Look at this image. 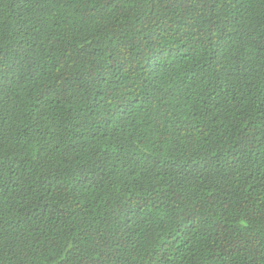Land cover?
I'll return each instance as SVG.
<instances>
[{"label":"trees","instance_id":"1","mask_svg":"<svg viewBox=\"0 0 264 264\" xmlns=\"http://www.w3.org/2000/svg\"><path fill=\"white\" fill-rule=\"evenodd\" d=\"M261 41L264 0H0V264H264Z\"/></svg>","mask_w":264,"mask_h":264},{"label":"snow or ice","instance_id":"2","mask_svg":"<svg viewBox=\"0 0 264 264\" xmlns=\"http://www.w3.org/2000/svg\"><path fill=\"white\" fill-rule=\"evenodd\" d=\"M193 0H187V3L189 6H191ZM170 5H174L176 3V0H169ZM261 45L264 46V41H261ZM160 139H163V134H161Z\"/></svg>","mask_w":264,"mask_h":264}]
</instances>
